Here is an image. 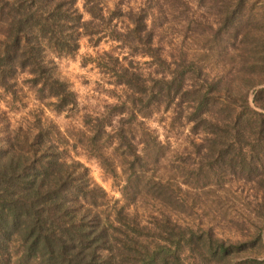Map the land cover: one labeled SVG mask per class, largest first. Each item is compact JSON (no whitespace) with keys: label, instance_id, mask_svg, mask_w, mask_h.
Returning a JSON list of instances; mask_svg holds the SVG:
<instances>
[{"label":"trees","instance_id":"1","mask_svg":"<svg viewBox=\"0 0 264 264\" xmlns=\"http://www.w3.org/2000/svg\"><path fill=\"white\" fill-rule=\"evenodd\" d=\"M81 1L88 19L78 0H0V87L16 96L25 74L46 108L70 113L77 96L58 76L55 57L76 52L81 36L94 45L110 39L147 58L145 68L124 63L123 54L94 58L121 93L101 113L83 115L77 131L86 154L120 183L121 198L69 155V136L51 122L0 126V264H264V255L234 261L264 247V87L255 89L264 84V54L229 42L245 0L226 8L216 30L239 58L233 77H211L186 52L169 54L144 6ZM182 103L191 133L184 142L193 150L165 176L158 171L170 142L145 119ZM229 177L255 190L252 211L262 225L252 240L217 236L212 218L202 225L175 212L187 205L181 195L216 197Z\"/></svg>","mask_w":264,"mask_h":264},{"label":"rangeland","instance_id":"2","mask_svg":"<svg viewBox=\"0 0 264 264\" xmlns=\"http://www.w3.org/2000/svg\"><path fill=\"white\" fill-rule=\"evenodd\" d=\"M105 1L109 8L118 6L122 10L131 6H144L150 18L154 19L158 40L166 46L169 54L176 57L183 52L190 54L193 60L206 68L211 77H233L234 70L239 67L237 66L238 56L227 52L226 42L216 31L225 17L226 8L235 4L236 0ZM186 1L190 3L186 4ZM245 2L248 6L246 15L242 17V22L238 25L239 29L235 30L233 41L229 42H234L235 46L241 50L239 52L253 48L255 52L264 54V0H245ZM77 5L83 18L88 19V14L82 8V1L78 0ZM252 17H255L257 21ZM244 39L246 42L243 43ZM120 47H122L120 43L110 39H102L94 45L87 36H81L76 52L55 57L58 76L69 83L77 96L78 108L70 113L55 112L46 108L23 82L25 74L18 76L16 96L9 95L0 87V126L33 127L51 122L53 126H57L62 133L69 136L68 140L71 145L68 149L69 155L82 162L88 168L91 178L102 186L109 196L117 199L121 198L120 183L115 182L102 169L97 159L86 154L77 131L83 128L81 125L83 115L101 113L104 106L116 103L119 100L116 94L121 93V87L113 85L114 79L95 64L93 60L96 56L104 51L110 54H120V57L123 54L124 63L131 61L134 66L147 67L142 63L147 58L133 55L130 49ZM260 87H264V84L256 86L255 89ZM234 97L238 98L236 92ZM185 107V103L172 105L166 109L161 106L153 112L150 118L145 119L162 140L168 139L170 142L169 146L166 144L167 154L158 171L165 176L176 174L178 172L175 171L176 166L180 165L181 161L187 158L188 152L193 150L184 142L186 135L191 134L190 125L186 124L183 118ZM176 150L177 152H174ZM191 157L195 158L194 153ZM242 183L233 181V178L229 177L225 180L224 187L220 189L212 184L219 192L216 197H210L205 193L197 200L194 196L195 192L191 190L188 195L180 194L187 205H177L175 211L177 217L186 221L199 220L202 225L212 218L210 223L217 236L233 240H252L259 226L262 225V221L257 219L252 211L254 207L252 194L255 190L250 189L251 186L242 188ZM199 201H203V205ZM216 201L220 203L216 205ZM262 235H264V229ZM251 252H258V255ZM263 255L264 247H259L257 250L247 251L234 261L254 257L263 259Z\"/></svg>","mask_w":264,"mask_h":264}]
</instances>
